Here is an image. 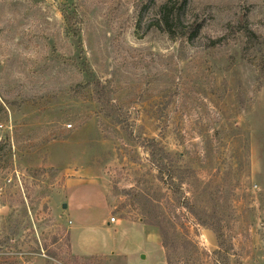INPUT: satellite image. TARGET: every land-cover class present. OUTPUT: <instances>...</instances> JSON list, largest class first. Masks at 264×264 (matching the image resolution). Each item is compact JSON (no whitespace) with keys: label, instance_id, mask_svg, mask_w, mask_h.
<instances>
[{"label":"rangeland","instance_id":"1","mask_svg":"<svg viewBox=\"0 0 264 264\" xmlns=\"http://www.w3.org/2000/svg\"><path fill=\"white\" fill-rule=\"evenodd\" d=\"M166 1L0 0V264H263L264 0Z\"/></svg>","mask_w":264,"mask_h":264},{"label":"trees","instance_id":"2","mask_svg":"<svg viewBox=\"0 0 264 264\" xmlns=\"http://www.w3.org/2000/svg\"><path fill=\"white\" fill-rule=\"evenodd\" d=\"M172 1L173 0H167L158 7L159 13L161 14L163 22L169 32L173 31L172 28H178L180 25L183 24L184 21L189 20V17L187 16L185 10L187 0H174L173 2ZM191 26L193 27L191 28L192 30H189V35H191L192 37L198 33V26L196 21H192ZM237 26L238 31H240L244 37L241 46V55L244 59H246L247 55L249 54V49H251V47H253L257 42V36L252 31V29L249 28L246 16H241V19L239 20ZM230 29L231 32H233L234 30H236V27L230 26ZM88 85L92 87V90L94 91L95 96L101 107L105 110H112L113 107L110 103V100L105 99L106 97L104 96V92L100 84L90 83ZM146 142L150 153L151 164L156 169L159 178L163 179L164 181L172 180L173 173L170 166L171 154L167 150H165V148L155 139H146L144 143ZM184 207H186L190 211H196L194 209V206H192V204H190L188 200L185 201ZM215 232L218 249L214 251V255H216L214 264H231L229 258V251L232 249V247L228 245V243L223 239V236L219 230L215 229ZM167 263L169 264L168 258Z\"/></svg>","mask_w":264,"mask_h":264},{"label":"built area","instance_id":"3","mask_svg":"<svg viewBox=\"0 0 264 264\" xmlns=\"http://www.w3.org/2000/svg\"><path fill=\"white\" fill-rule=\"evenodd\" d=\"M110 221L113 222L114 221V218H111ZM263 264H264V262H263Z\"/></svg>","mask_w":264,"mask_h":264}]
</instances>
